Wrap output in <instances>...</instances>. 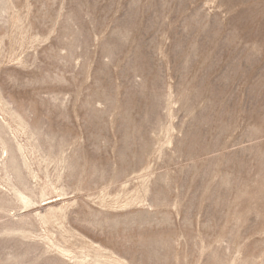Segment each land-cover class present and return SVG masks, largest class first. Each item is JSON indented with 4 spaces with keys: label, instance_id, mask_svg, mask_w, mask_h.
<instances>
[{
    "label": "rangeland",
    "instance_id": "obj_1",
    "mask_svg": "<svg viewBox=\"0 0 264 264\" xmlns=\"http://www.w3.org/2000/svg\"><path fill=\"white\" fill-rule=\"evenodd\" d=\"M0 264H264V0H0Z\"/></svg>",
    "mask_w": 264,
    "mask_h": 264
}]
</instances>
